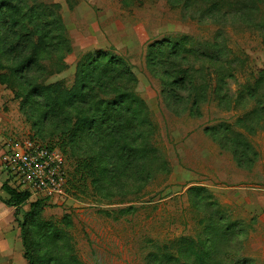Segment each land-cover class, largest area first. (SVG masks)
I'll list each match as a JSON object with an SVG mask.
<instances>
[{"label": "rangeland", "instance_id": "rangeland-1", "mask_svg": "<svg viewBox=\"0 0 264 264\" xmlns=\"http://www.w3.org/2000/svg\"><path fill=\"white\" fill-rule=\"evenodd\" d=\"M19 1L29 18L28 6L58 3L71 40L66 55L65 49L58 52L59 39L48 41L67 67L48 75L41 63L31 83H57L62 97L84 53L120 56L135 74V91L156 125L155 151L145 145L136 163H108L105 149L101 154L88 134L70 142L69 110L47 115L49 99L30 95L22 72L0 51V155L31 141L58 149L65 159L62 193L29 191L16 206L23 218L32 203L41 202L43 230L35 228L32 238L36 253L47 264H264V0H227L226 14L211 21L192 16L198 10L173 8L168 0ZM7 10L2 20L4 14L15 17ZM6 32L2 25L0 46L23 40ZM181 36L215 42L221 59L160 57L147 65L151 43ZM166 47L169 54L172 48ZM3 185L28 191L0 165V196L6 199ZM197 187L202 190H193ZM191 241L197 251H206L204 260L188 256ZM15 246V260L7 252L4 264H29L21 240ZM162 251L179 261L166 262Z\"/></svg>", "mask_w": 264, "mask_h": 264}, {"label": "trees", "instance_id": "trees-1", "mask_svg": "<svg viewBox=\"0 0 264 264\" xmlns=\"http://www.w3.org/2000/svg\"><path fill=\"white\" fill-rule=\"evenodd\" d=\"M168 2L173 8L180 10H198V13L191 14L194 17L199 16L200 21L219 20L220 14H226L222 11L227 10V0H168ZM23 4L19 0H0V32L3 25L7 27V36L9 34L14 39L20 35L23 39L11 46H0V51L5 50L11 58L12 63L16 65L15 72H22L19 73V75L22 74L19 78L31 88L30 95L33 94L43 100L49 99L44 104L47 115H58L63 109L69 110L65 117L67 125H65V133L69 135L67 138L70 142H73V137L78 136L79 133L88 134L100 145L99 148L96 144L101 154L105 149L107 152L105 159L108 163L114 160L115 163H127L129 160L136 163L141 159L140 155L146 151L145 145L150 151H155L151 137H153L156 125L148 120L150 112L148 104L135 91L137 78L124 58L116 55L109 58L107 53L99 50L95 51L96 53L92 51L84 53L77 63L75 82L70 89L63 92L62 97H60L61 91L56 89L57 83L45 84L44 81L31 83L29 76L41 68V63L45 71L49 70L48 75L63 71L67 67L64 55L53 54L52 52L56 50L52 49L53 45L48 41L59 39L58 52L65 49V55L72 51V47L61 15L56 9L59 7L58 3L49 5L40 1L28 6V9L32 11L30 18L22 15L21 6ZM5 10L11 11L15 17L8 19L4 14L2 20L1 15ZM16 28H20L23 33L16 31ZM176 38L165 37L151 43L146 53L147 65H152V62L160 57H165L167 60L179 58L184 60L187 56H192L213 62L221 59V50L215 42L207 39L197 42V39L192 36H181L173 42L172 40ZM166 45L172 48L169 54L166 53L168 48ZM176 82L173 81V84ZM173 96L177 97L176 94ZM198 103L196 101L197 105ZM72 117L79 119L71 124ZM146 127L150 130L146 131ZM115 147H118V150L113 155H109L108 153ZM81 167L79 165V168ZM140 173L141 171L134 167V176ZM5 188L3 185L2 189L6 190L9 196L6 199L0 196V201L9 207H15L14 216L20 229L23 257L29 264H47V259L36 253L32 240L34 239L33 230L42 224L40 222L41 202L32 203L30 210L24 214L23 218H20L16 206L20 200L26 199L30 192L21 193L16 187ZM193 190L199 191L202 187ZM130 209L133 207L120 212L124 213ZM39 229L43 230V228ZM197 248L198 245L191 241L187 248L188 256L195 257L198 261L204 260L206 251H197ZM161 258L166 262L180 259L170 251H162Z\"/></svg>", "mask_w": 264, "mask_h": 264}, {"label": "built area", "instance_id": "built-area-1", "mask_svg": "<svg viewBox=\"0 0 264 264\" xmlns=\"http://www.w3.org/2000/svg\"><path fill=\"white\" fill-rule=\"evenodd\" d=\"M0 165L21 189L56 195L66 184L65 159L56 148L25 141L0 155Z\"/></svg>", "mask_w": 264, "mask_h": 264}, {"label": "crops", "instance_id": "crops-1", "mask_svg": "<svg viewBox=\"0 0 264 264\" xmlns=\"http://www.w3.org/2000/svg\"><path fill=\"white\" fill-rule=\"evenodd\" d=\"M16 223L13 208L0 201V264H4L5 260H7V252L10 253V256L14 260L15 258L12 255L19 252L17 251L18 247L15 245L18 243V240H21V237L20 229L19 227L17 229ZM14 264L16 263L14 262Z\"/></svg>", "mask_w": 264, "mask_h": 264}]
</instances>
